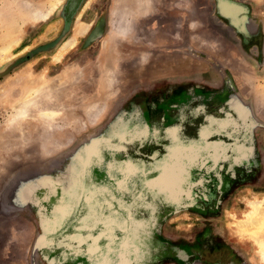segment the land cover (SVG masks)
Segmentation results:
<instances>
[{
    "label": "rangeland",
    "instance_id": "rangeland-1",
    "mask_svg": "<svg viewBox=\"0 0 264 264\" xmlns=\"http://www.w3.org/2000/svg\"><path fill=\"white\" fill-rule=\"evenodd\" d=\"M129 1L0 0V264H50L45 212H29L27 190L29 167L45 160L66 167L67 241L86 213L72 186L105 178L116 244L135 250V264L145 235L159 251L151 264H264V121L254 115L264 63L253 60L264 51V0ZM122 23L127 35L115 31ZM222 77V110L189 104ZM34 96L51 115L26 104L18 117L15 104ZM169 177L181 181L174 200L161 184ZM205 198L212 211H190Z\"/></svg>",
    "mask_w": 264,
    "mask_h": 264
},
{
    "label": "crops",
    "instance_id": "crops-1",
    "mask_svg": "<svg viewBox=\"0 0 264 264\" xmlns=\"http://www.w3.org/2000/svg\"><path fill=\"white\" fill-rule=\"evenodd\" d=\"M253 60L254 63H257L258 65L264 63V51L262 56L258 55L257 57H254ZM234 71L238 72L237 70ZM246 78L247 77L243 79ZM221 81L222 83L220 87H216L214 92L211 90L213 88H209L207 86L206 88L204 87L206 90L204 95L195 97L193 101H189V104L202 106L205 111L206 109H210L211 111L215 109L216 112L222 110V107L227 103V100H225V87H228L226 84L228 85L229 81H227V79L225 80V77ZM239 84L243 85L242 82L240 83V81H238L236 83V88L239 87ZM244 89L245 88L243 87L242 91H244ZM260 101L258 103H264L262 100ZM263 105H258L257 109L255 108L256 114H254L255 117L259 118L261 121H264ZM101 109V105H99L98 108L95 107L92 113L94 111L95 112L90 119L93 120L98 117L102 111ZM63 163L64 162L45 160L44 162L40 163V166L33 165L29 167L27 189L28 199L31 198V196H34L33 200L35 204V209L33 210V208H30L29 212H45L46 219L45 224L42 226L43 232L41 233H44L45 235L44 255L48 263L92 264V257L89 255L90 247L92 245H94L96 248H104L111 247L116 244L114 233L116 225L115 212H117V210L114 206V198L111 196L105 186V178H99L96 182H93L91 187L86 188L85 178H83V176H79L85 168V162L84 160L78 161V170L76 171L78 175L75 177V180L78 176L79 177L76 183H74L72 186V190L76 192V200L78 201L77 212L86 213H83L81 221L77 225V230L74 231V229H72L70 231L74 234L73 235L71 233L73 236H76V239L73 241H67L71 238L69 236L70 233H67V228L69 224V218L73 214V209H69V205H63L66 201H69L66 196L68 188L66 189L64 187V185L67 184V179L65 176H63L64 174L61 171L66 168ZM53 168H56L57 174H60L55 178L53 177ZM180 182V179L178 181L176 177H169L167 180H164V182L161 183L168 186L166 191L170 200L176 199L177 194L175 190ZM130 192L133 193L132 190H130ZM38 200L45 202L44 207L40 206V208L42 207L44 209H36ZM87 201H93V205L89 206ZM58 202L60 203V209H54V207L58 205ZM189 207L191 212L201 210V207H204V212H209L213 210V201H209L208 198H205L203 204H198L196 200H193L191 201ZM124 212H127V210ZM130 212H132V209ZM142 212H166V209L147 208L143 209ZM173 215L176 216L178 214L174 213ZM143 225L144 223L141 222V227ZM135 240L139 242L138 245L145 248L146 256L142 258V264H151L155 259L156 254L159 252L154 246L152 237L149 235L142 237L138 236L135 237ZM77 241H79L78 246H76ZM85 252H87V256H84Z\"/></svg>",
    "mask_w": 264,
    "mask_h": 264
},
{
    "label": "bare ground",
    "instance_id": "bare-ground-1",
    "mask_svg": "<svg viewBox=\"0 0 264 264\" xmlns=\"http://www.w3.org/2000/svg\"><path fill=\"white\" fill-rule=\"evenodd\" d=\"M120 1V0H119ZM124 1H127V0H124ZM143 1V0H142ZM130 3L129 4H131V6L135 9V8H138V9H141V10H143V9H146L147 8V5L148 4H146L147 2H148V0H147V2L145 3V2H141V1H134V0H130L129 1ZM124 3V2H123ZM116 4V3H115ZM127 8V7H126ZM133 9V10H134ZM34 10V9H33ZM36 10V9H35ZM127 10V9H126ZM125 10V11H126ZM133 10H132V12H133ZM136 10V9H135ZM35 12V11H34ZM52 12V11H51ZM116 12V11H115ZM114 12V13H115ZM137 12V11H136ZM142 12V11H141ZM39 14V13H38ZM50 14V13H49ZM132 14V13H131ZM136 14H138V13H136ZM139 14H140V11H139ZM35 15V14H34ZM118 15V14H117ZM141 15V14H140ZM112 16V15H111ZM36 17V16H35ZM34 17V18H35ZM35 19H37V18H35ZM118 19V18H117ZM39 20V19H38ZM44 20V19H43ZM114 20H115V18H114ZM113 20V21H114ZM126 20H127V18H126ZM116 22V21H115ZM129 22V21H128ZM114 26H115V24H114ZM130 26V25H129ZM81 29V28H80ZM115 31L116 32H118V33H120V34H124V35H127V33L126 32H128V31H126V28H125V26H124V23H122L121 25H118L117 27H116V29H115ZM131 31V30H130ZM78 33H79V30L77 31ZM84 33V32H83ZM130 33V32H129ZM128 33V34H129ZM115 34H117V33H115ZM117 36H118V34H117ZM72 39V38H71ZM69 40V41H72V40ZM125 39V38H124ZM74 40V39H73ZM74 42V41H73ZM70 44V43H69ZM73 44V43H72ZM65 46V45H64ZM64 46H62V48L64 47ZM67 46H69V45H67ZM67 48V47H66ZM64 50V49H63ZM62 49H61V51H63ZM59 52V51H58ZM63 52H61V54H62ZM60 54V55H61ZM57 55V54H56ZM58 56V55H57ZM62 88V87H61ZM60 90V89H59ZM36 94V93H35ZM110 94V93H109ZM37 96V95H36ZM36 96H34L33 98H30V99H27L26 101L25 100H21V101H19L17 104H15L16 105V107H15V109H16V114L18 115V117H21L22 115L24 116V114H26L27 113V109H25V108H27V106H25L26 104H28L29 105V107L30 108H33V106H35V105H37L38 106V104H40L39 106H40V109L42 108L41 107V102L39 101L38 102V100H37V97ZM44 101V100H43ZM47 101V100H46ZM46 101H44L43 103L44 104H46L47 102ZM60 102V101H59ZM51 104V103H50ZM49 105V103L47 104V106ZM38 106V107H39ZM51 106H53V105H51ZM50 106V107H51ZM55 106V105H54ZM98 106V105H97ZM104 106V105H103ZM45 107V106H44ZM103 108V107H102ZM29 109V108H28ZM51 109V108H50ZM55 109V108H54ZM102 110V109H101ZM87 111H88V109H87ZM91 111H93V110H91ZM41 112L43 113V115L45 116V117H49L50 115H51V113H50V110H46V109H41ZM90 112V111H89ZM95 112V111H94ZM93 112V113H94ZM97 112V111H96ZM87 113V112H86ZM91 113V112H90ZM89 113V114H90ZM92 113V114H93ZM98 113V112H97ZM96 114V113H95ZM16 115V116H17ZM59 115V114H58ZM88 115V113L86 114V116ZM91 115V114H90ZM98 115V114H97ZM89 116V115H88ZM15 119H18V118H15ZM44 119V118H43ZM52 119H54V118H52ZM46 120V119H45ZM48 120V119H47ZM51 120V119H50ZM43 122V121H42ZM12 140V139H11ZM43 145V144H42ZM20 185V184H19ZM18 190H19V187H18ZM20 192H21V190H20ZM20 192L18 191L17 192V194H15V196H16V198H18V197H20L21 195H20ZM258 202V201H257ZM250 203H252V202H250ZM259 203V202H258ZM250 207H251V205H250ZM259 209V208H258ZM256 210V209H255ZM253 211V210H252ZM256 212H257V210H256ZM255 212V213H256ZM249 214L250 213H252V212H248ZM254 213V212H253ZM246 216L248 215V214H245ZM254 215V214H253ZM255 216V215H254ZM253 217V216H252ZM251 218V217H250ZM253 219V218H252ZM248 222V221H247ZM246 222V223H247ZM253 222V221H252ZM239 223H241V222H239ZM251 223V222H250ZM250 223L248 224V225H250ZM247 224H246V226H247ZM243 225V224H242ZM245 225V224H244ZM239 233V232H238ZM240 233H242V231H240ZM241 236V235H240ZM255 242V241H254ZM257 245V244H256ZM262 245H264V244H262ZM259 246V245H258ZM261 248H264V246H261ZM264 250V249H263ZM262 250V251H263ZM261 254V253H260ZM263 254V253H262ZM263 258V257H262Z\"/></svg>",
    "mask_w": 264,
    "mask_h": 264
},
{
    "label": "snow or ice",
    "instance_id": "snow-or-ice-1",
    "mask_svg": "<svg viewBox=\"0 0 264 264\" xmlns=\"http://www.w3.org/2000/svg\"><path fill=\"white\" fill-rule=\"evenodd\" d=\"M76 200H72L75 205ZM79 241H77L78 246ZM135 250L130 246H121L115 244L111 247L96 248L94 245L90 247L89 255L92 257V264H135L131 259L134 256ZM129 258V259H125Z\"/></svg>",
    "mask_w": 264,
    "mask_h": 264
},
{
    "label": "flooded vegetation",
    "instance_id": "flooded-vegetation-1",
    "mask_svg": "<svg viewBox=\"0 0 264 264\" xmlns=\"http://www.w3.org/2000/svg\"><path fill=\"white\" fill-rule=\"evenodd\" d=\"M35 233V232H34ZM36 234V233H35ZM34 237L35 238H33L31 241H35L36 240V236L34 235ZM30 249H31V247H30Z\"/></svg>",
    "mask_w": 264,
    "mask_h": 264
}]
</instances>
